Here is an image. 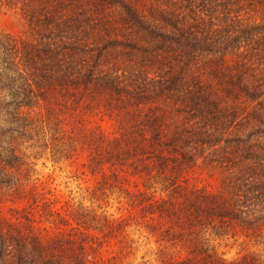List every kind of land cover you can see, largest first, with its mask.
<instances>
[{"label": "rangeland", "instance_id": "obj_1", "mask_svg": "<svg viewBox=\"0 0 264 264\" xmlns=\"http://www.w3.org/2000/svg\"><path fill=\"white\" fill-rule=\"evenodd\" d=\"M0 34L98 77L0 93V230L61 264H264V0H0Z\"/></svg>", "mask_w": 264, "mask_h": 264}, {"label": "trees", "instance_id": "obj_2", "mask_svg": "<svg viewBox=\"0 0 264 264\" xmlns=\"http://www.w3.org/2000/svg\"><path fill=\"white\" fill-rule=\"evenodd\" d=\"M46 22L48 25L50 21L46 19ZM62 24L61 21L54 22L51 27ZM171 27L181 30L177 24H171ZM156 35L161 39L166 38L170 46L187 47L183 41L176 44L177 40L171 36L165 37L158 32ZM60 43L63 44L60 46ZM64 43L62 40L47 44L19 43L13 37L0 34V93L5 92L9 96V102L16 112L40 105L41 101H46L48 90L67 83L75 88L96 84V68H84L76 63L75 53L65 50L70 44L64 47ZM50 247L41 243L32 230L25 234H14L3 228L0 230V264H61L54 251L48 250Z\"/></svg>", "mask_w": 264, "mask_h": 264}]
</instances>
